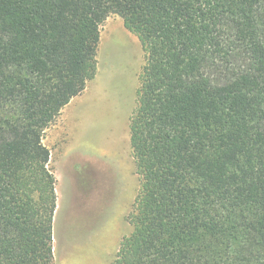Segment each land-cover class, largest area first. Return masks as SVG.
<instances>
[{"label": "trees", "instance_id": "trees-1", "mask_svg": "<svg viewBox=\"0 0 264 264\" xmlns=\"http://www.w3.org/2000/svg\"><path fill=\"white\" fill-rule=\"evenodd\" d=\"M111 15L145 54L111 264H264V0H0V264H55L43 138Z\"/></svg>", "mask_w": 264, "mask_h": 264}, {"label": "rangeland", "instance_id": "rangeland-1", "mask_svg": "<svg viewBox=\"0 0 264 264\" xmlns=\"http://www.w3.org/2000/svg\"><path fill=\"white\" fill-rule=\"evenodd\" d=\"M97 71L46 130L56 178L55 264H111L138 191L129 145L144 51L120 17L100 26Z\"/></svg>", "mask_w": 264, "mask_h": 264}, {"label": "crops", "instance_id": "crops-1", "mask_svg": "<svg viewBox=\"0 0 264 264\" xmlns=\"http://www.w3.org/2000/svg\"><path fill=\"white\" fill-rule=\"evenodd\" d=\"M58 205V204H57ZM56 210H57V208H56ZM58 211V210H57ZM56 213V212H55Z\"/></svg>", "mask_w": 264, "mask_h": 264}]
</instances>
